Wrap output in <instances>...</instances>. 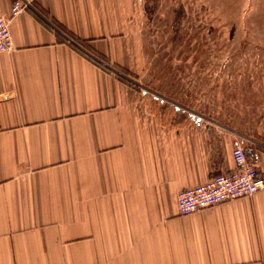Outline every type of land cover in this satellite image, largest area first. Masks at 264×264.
<instances>
[{
  "label": "crops",
  "instance_id": "crops-1",
  "mask_svg": "<svg viewBox=\"0 0 264 264\" xmlns=\"http://www.w3.org/2000/svg\"><path fill=\"white\" fill-rule=\"evenodd\" d=\"M27 1L0 53V264H264V189L176 205L234 171L237 145L264 178V140L165 112L115 75L132 0Z\"/></svg>",
  "mask_w": 264,
  "mask_h": 264
},
{
  "label": "rangeland",
  "instance_id": "rangeland-1",
  "mask_svg": "<svg viewBox=\"0 0 264 264\" xmlns=\"http://www.w3.org/2000/svg\"><path fill=\"white\" fill-rule=\"evenodd\" d=\"M125 29L141 97L264 140V0H132Z\"/></svg>",
  "mask_w": 264,
  "mask_h": 264
},
{
  "label": "built area",
  "instance_id": "built-area-1",
  "mask_svg": "<svg viewBox=\"0 0 264 264\" xmlns=\"http://www.w3.org/2000/svg\"><path fill=\"white\" fill-rule=\"evenodd\" d=\"M30 8L27 0H15L9 18L0 16V53L11 47L9 22L24 10ZM236 168L230 173L213 175L203 184L180 190L176 196L179 216H187L201 210L240 198L250 197L264 189V178L257 167L246 161L240 145L232 149Z\"/></svg>",
  "mask_w": 264,
  "mask_h": 264
}]
</instances>
